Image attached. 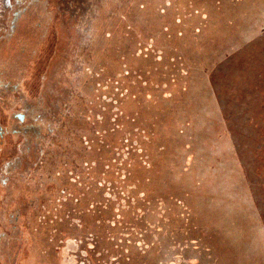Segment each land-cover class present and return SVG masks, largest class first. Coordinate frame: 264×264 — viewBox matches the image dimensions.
<instances>
[{
    "label": "rangeland",
    "instance_id": "rangeland-1",
    "mask_svg": "<svg viewBox=\"0 0 264 264\" xmlns=\"http://www.w3.org/2000/svg\"><path fill=\"white\" fill-rule=\"evenodd\" d=\"M10 1L0 0L2 15L0 30L7 28ZM132 1L124 2L123 9L109 21L110 25L108 24L106 29L108 32L105 33L107 46L96 56L100 57L104 64L100 68L102 71L100 81L94 82L97 88L95 93L92 96L88 95L89 107L93 109V113L89 114L87 111L85 115L87 127L82 128L83 131H87L89 127L92 133L88 154L79 155L87 159L83 162V166H79V160L74 155L77 164L72 162V185L61 183L64 192L62 188L61 192L57 188L53 205L57 206L56 209L60 206V211L58 216L50 213L48 214L50 219L44 218L46 241L50 245L44 246L45 255L41 264H53V258L57 256L51 251L53 248L54 251H58L59 247L62 251L65 246L71 247L72 253L78 247L76 252L81 253V260L88 264L95 262L118 264L119 260L123 264V260H128L123 254L132 251L131 248L127 251L122 245L127 241L123 235L124 229L135 220L138 221L139 217L148 216L144 203L148 204L151 200L154 203L157 199L154 188L152 190L150 174L155 166L154 162L146 163L147 157L158 156L162 149H166L165 154L162 153L159 157L168 159L169 153L172 155V146L168 143L167 147L164 144L156 146L155 143L151 148L152 138L158 132L157 119L160 115V104L156 105V87L161 89L170 85L171 81H187L185 80L187 73L194 68L203 71L202 73H205L209 79L216 74L219 81H243L245 77L246 81L251 83L264 81V40L262 46L250 47L258 41L252 38L251 45L245 52L246 56L242 55L243 65L240 67L237 66L235 69V65L227 64L217 70L221 64L216 61L215 52L226 40L221 39L224 38L221 30L227 29L226 26L223 28L221 25L225 23L222 19L226 18L224 15L226 8L222 7V0H144V3L138 6V0H134L133 3ZM235 1L258 6L257 2L263 0ZM135 15H138L137 22L133 20ZM208 15L210 17H207ZM205 20L210 22L205 23ZM233 22L235 21H229V23ZM206 59L208 65L204 67L203 62ZM38 73L39 70L31 69L28 75L30 80L25 81L23 86L29 94L34 92V96L40 81L31 80L32 77L37 78ZM194 78L198 81L201 75L199 77L194 75ZM148 82L153 91L148 90ZM145 91L150 92L153 98L150 99V106L144 105L148 109L146 113L144 115L138 113V122L141 128L149 129L155 134L151 136L149 133V136L146 134L145 129L138 131L137 121L133 119L137 111H142L136 104L140 102L138 95H143ZM165 93L167 95V91L163 93V97ZM95 121L98 123L96 127ZM166 123L169 125L168 119ZM137 140L142 141L138 149ZM93 144L96 153H90ZM129 147L132 153L134 151V155L140 154L141 162L145 165H130L129 160L122 159ZM257 161L261 166L260 171H263L264 150L257 157ZM128 173H130L129 179H124ZM52 189L53 185L47 187L48 191ZM133 197H138L139 202L133 201ZM204 199L208 201L203 193L200 194L199 199L190 193L174 196L175 203L171 208L173 214L169 221L171 228L178 232L183 231L187 236L200 234L199 236L207 238L204 242L208 245L205 250L209 248L212 251L215 248L216 264H264L262 230L257 226L254 227L257 238L256 241L250 242L242 221L240 222L235 216L228 217L217 210L210 214V210L201 204ZM65 202L67 203L63 207L62 204ZM149 212L151 213L152 210ZM151 222L152 232H156V222L152 219ZM99 223L104 227H99ZM71 236L72 244H65ZM100 241L103 243L104 252H110L111 249L107 245H111L115 250L112 254L115 255L109 257L102 250L101 253L100 249L96 248V243L99 244ZM37 253L38 249L35 248V255ZM60 255L62 257V254ZM101 255L103 257L97 258ZM132 256L130 255L129 258ZM96 258L97 261H94ZM115 258L117 261L114 260ZM145 258L141 256L142 261ZM137 260H140V257ZM72 262L74 263L75 260ZM29 264L35 262L29 261Z\"/></svg>",
    "mask_w": 264,
    "mask_h": 264
},
{
    "label": "flooded vegetation",
    "instance_id": "flooded-vegetation-1",
    "mask_svg": "<svg viewBox=\"0 0 264 264\" xmlns=\"http://www.w3.org/2000/svg\"><path fill=\"white\" fill-rule=\"evenodd\" d=\"M129 1H10L0 30V264H21L26 251L29 261L43 260L50 245L44 218L60 211L53 205L57 188L71 186L72 162L83 166L87 159L79 155L88 154L92 133L82 128L104 64L96 56L107 46L109 21ZM31 69L39 70L31 80L40 81L35 96L23 87ZM76 248L50 250L53 264H88Z\"/></svg>",
    "mask_w": 264,
    "mask_h": 264
},
{
    "label": "trees",
    "instance_id": "trees-1",
    "mask_svg": "<svg viewBox=\"0 0 264 264\" xmlns=\"http://www.w3.org/2000/svg\"><path fill=\"white\" fill-rule=\"evenodd\" d=\"M233 1L222 0V7L226 8V20L222 19L225 23L221 25L227 29L221 30L224 36L221 39L226 40L215 52L216 61L221 64L217 70L227 64L235 65V69L243 65L242 55L246 56L251 40L258 41L250 47L263 45L264 0L258 1V6ZM227 20L235 22L229 23ZM208 22L205 20V23ZM203 64L204 67L208 65L207 59ZM202 72L194 68L187 73V81H171L166 87H156V105L160 104V115L157 119L158 132L152 138L155 142H151V148L155 143L156 146L164 144L165 147L168 143L172 146V155L169 153L168 159L159 157L166 150L162 149L158 156L147 157L146 163L154 162L155 166L150 174L152 190L154 188L157 199L154 203L152 200L148 204L144 203L148 216L139 217L138 221L125 227L123 235L127 241L122 245L127 251L131 248L132 252L123 254L124 258H128L122 261L123 264H216L215 248L212 251L209 248L205 250L207 238L200 234L187 236L183 231L171 228L169 221L173 214L171 208L175 203L174 196L186 193L198 199L203 193L208 201L204 199L201 204L210 210V214L217 210L242 221L250 242L256 241V226L262 230L264 238V170L260 171L261 166L257 161L264 150V81L251 83L246 81V77L243 81H219L216 74L209 79ZM194 75H201V79L195 81ZM148 84V90H152ZM165 91L167 95L165 93L164 98ZM146 92L138 95L140 102L136 105L142 111H137L133 117L137 121L138 131L145 129L140 127L138 113L144 115L148 110L144 105L150 106V99L153 98L150 92ZM148 133L150 136L153 134L149 129L146 130ZM141 143V140H137V149ZM130 150L131 147L126 149L122 159L129 160L130 165H145L141 162L140 154L134 155V151L132 153ZM125 168L128 169L127 166ZM129 174L124 179H129ZM133 198V201L139 202L138 197ZM151 219L156 222V232H152ZM99 227L104 226L99 223ZM107 246L111 251L106 253L102 250L103 243H96L100 251L109 257L114 256L112 253L115 250L111 245ZM130 255H133L132 258H129ZM141 256L146 257V262L141 260ZM101 257L103 255L97 258ZM139 257L140 260H137ZM114 260L117 261V258ZM118 264H121L120 260Z\"/></svg>",
    "mask_w": 264,
    "mask_h": 264
},
{
    "label": "crops",
    "instance_id": "crops-1",
    "mask_svg": "<svg viewBox=\"0 0 264 264\" xmlns=\"http://www.w3.org/2000/svg\"><path fill=\"white\" fill-rule=\"evenodd\" d=\"M28 259H29V253H28V251H26L24 259L20 260L21 264H29V260ZM32 262H34V261H32ZM35 264H37V263L35 262Z\"/></svg>",
    "mask_w": 264,
    "mask_h": 264
},
{
    "label": "water",
    "instance_id": "water-1",
    "mask_svg": "<svg viewBox=\"0 0 264 264\" xmlns=\"http://www.w3.org/2000/svg\"><path fill=\"white\" fill-rule=\"evenodd\" d=\"M1 18H2V15L0 14V20H1Z\"/></svg>",
    "mask_w": 264,
    "mask_h": 264
}]
</instances>
